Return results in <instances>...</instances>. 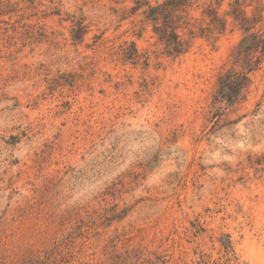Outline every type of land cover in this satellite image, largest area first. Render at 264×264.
Listing matches in <instances>:
<instances>
[{"label":"rangeland","instance_id":"obj_1","mask_svg":"<svg viewBox=\"0 0 264 264\" xmlns=\"http://www.w3.org/2000/svg\"><path fill=\"white\" fill-rule=\"evenodd\" d=\"M164 1L0 0V264H264V58L214 99L264 0H189L181 54Z\"/></svg>","mask_w":264,"mask_h":264},{"label":"trees","instance_id":"obj_2","mask_svg":"<svg viewBox=\"0 0 264 264\" xmlns=\"http://www.w3.org/2000/svg\"><path fill=\"white\" fill-rule=\"evenodd\" d=\"M188 2L189 0H165L156 6H148L144 11L145 17L153 25L154 33L169 54H181L189 46V40L180 33L181 29L188 26L186 17L181 14L186 13ZM204 12L211 16V23L221 29L224 27V20L217 16L214 9L207 7ZM230 14L242 30L243 36L231 53V68L219 76L217 82L214 99L226 105H232L239 99L251 82L250 74L264 58V29H255L262 17L259 14L249 17L238 6ZM192 33L189 30L188 34Z\"/></svg>","mask_w":264,"mask_h":264}]
</instances>
